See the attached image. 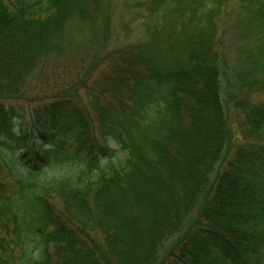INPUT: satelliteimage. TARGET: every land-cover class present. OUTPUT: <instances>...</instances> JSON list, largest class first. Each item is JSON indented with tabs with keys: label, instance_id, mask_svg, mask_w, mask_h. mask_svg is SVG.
Instances as JSON below:
<instances>
[{
	"label": "trees",
	"instance_id": "trees-1",
	"mask_svg": "<svg viewBox=\"0 0 264 264\" xmlns=\"http://www.w3.org/2000/svg\"><path fill=\"white\" fill-rule=\"evenodd\" d=\"M104 1L0 0V174L11 182L0 179V264H264V102L235 103L244 140L233 144L220 97L227 0H133L142 33L105 25L82 72L32 79L57 71L63 41L93 29ZM236 15L261 89L264 0H241ZM77 88L110 152L88 141L86 158L71 156L59 138L60 96ZM18 102H37L30 129Z\"/></svg>",
	"mask_w": 264,
	"mask_h": 264
},
{
	"label": "rangeland",
	"instance_id": "rangeland-1",
	"mask_svg": "<svg viewBox=\"0 0 264 264\" xmlns=\"http://www.w3.org/2000/svg\"><path fill=\"white\" fill-rule=\"evenodd\" d=\"M132 2L133 0H105L102 5L103 12L97 17L98 23L93 29L87 30V28H85L82 30H75L72 35H70V39L68 38L63 41V54L59 61H52L53 64L59 65L55 67L58 68L57 71H43V73L39 75L34 73L31 78H34L39 82H47L50 85L56 78L63 83L68 81L72 72L78 74L82 72V63L86 61L88 55L93 52L96 46H98V43L101 42L105 33V28L109 24L110 27L116 25L117 28L121 29L124 24L122 22L127 21L129 24L125 29L126 32L131 33L130 35L132 37L142 33V28L134 27L132 23H130L133 18V15L129 11ZM240 2L241 0H227L226 9L220 23L222 29V36H220L221 47H218L221 66L220 97L224 112L228 118L230 127L234 132L232 137L233 144H241L243 142L242 140H244L243 136L240 134L238 126V122L241 121V115L235 106V103L244 99L246 95V97L254 103L264 102V87L258 89L255 84L251 83V78L261 73L257 66L253 64L252 61L254 60V57H251L249 53V48H252L250 46L251 39L242 36L243 34L241 30L244 29L242 28V25L238 26L236 21L239 18L236 14ZM102 32L103 35H101ZM247 34L248 33H246V35ZM99 71L100 69L98 68L94 69L91 76L97 75ZM80 88H77L76 91L75 89L69 90V92L74 95L72 100L66 96L63 97L64 95L60 96V98H63L64 102H66L69 110L63 114H67L66 117L63 116V120H66L68 125H63L59 138L64 140L65 148L71 156H83L86 158L88 155L86 152L89 149L88 141L93 144L94 149H103L106 152H110L115 144L112 141L101 139L96 117L88 108L85 96L83 95V90ZM36 103L37 102L33 104L27 102L15 103L18 107L24 106L23 110L16 108L15 113L24 117L26 122L24 125L29 129L34 122L31 117V108L33 105H37ZM74 108L79 110L84 117L89 118L92 121V124L89 123L88 127L82 125L80 118L74 114ZM71 111L72 114H69ZM121 152L122 151L118 153ZM120 156H122V154H120ZM225 162L226 160L224 157L218 160L214 170L210 174L211 180L216 177ZM0 179L5 180L7 183H11L3 174H0ZM4 191L6 192L9 190L6 189ZM173 240L174 237L169 239L166 242L165 247H167L169 242L173 243Z\"/></svg>",
	"mask_w": 264,
	"mask_h": 264
}]
</instances>
